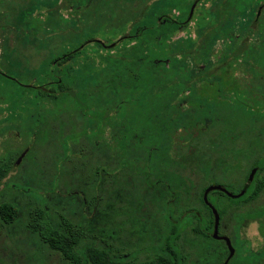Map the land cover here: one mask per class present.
<instances>
[{
	"label": "rangeland",
	"instance_id": "1",
	"mask_svg": "<svg viewBox=\"0 0 264 264\" xmlns=\"http://www.w3.org/2000/svg\"><path fill=\"white\" fill-rule=\"evenodd\" d=\"M231 1L205 0L200 5L201 12L195 15V11L189 24L174 37L178 41L191 38L195 42H180L179 46L177 41L174 45L178 44L175 51L177 55L185 52L194 56L197 54L198 63H193V58L183 59L180 56H177L179 61L176 63L163 62L161 75L165 74L164 80L153 88L152 99L133 101L132 97L147 95L148 90L128 94L110 88L112 82H119L115 76L118 70L116 62L126 56L127 50L123 47L127 42L125 36L139 25L154 22L156 15L162 12L177 16L176 11L188 9L189 0H0V157L18 156L20 153L21 156L25 153L21 162L13 167L0 184V205L10 202L21 212L13 224L0 227V264H70L58 252L42 244L39 237L28 229V215L38 205L45 206L54 221H58V214H61L88 228L91 232H88L89 236H95L96 240L88 239L86 243L101 248V241L104 240L122 253H133L134 256L126 258L127 262H143L154 257L155 251L151 248L161 244V229L168 220L179 219L186 211L202 207L200 198L203 186L221 182L230 184V191H239L250 173L252 163L264 157V64L250 66L249 63H241L233 71L228 68L233 73L232 79L237 80L239 89L242 90L234 91L229 96L226 87L229 75L225 77L226 83L219 82L214 74L221 67L215 61L223 51L221 35L224 26L227 31L226 39L230 43L234 35L241 37L249 25H252L256 30L249 46L256 44L255 48L264 49V8L258 20L256 14L258 16L260 10L256 9L258 12L255 15V7L252 11H239L235 6L231 7ZM225 7L230 10V15L224 17ZM218 12L221 17L218 30L211 32L209 27L203 26L199 35L197 23L200 17L216 15ZM231 24L237 25L234 28ZM200 39H209L210 42L206 47L212 49L210 61L213 65H209L211 74L205 70L207 67L202 62L201 47V50L198 49L202 44L196 43ZM96 41L109 45L117 41L119 43L117 46L115 44L113 50H106L100 48ZM245 49L246 46L242 45L235 54ZM76 50H81L82 56L73 58L72 62L75 63L70 62L69 65L73 67L72 74L76 77V86L72 91L75 95L69 96L66 103L57 101L55 104L40 100L37 97L38 90L30 86L39 87L51 79L48 72L53 57ZM261 53L264 54L262 51ZM107 56L110 59H105ZM178 69L182 75H187L190 70H203L201 74L197 72L196 77L192 74L195 78L185 85V81L179 80L172 73ZM200 79L206 83H197ZM196 83L200 84V90H195ZM162 85L164 88L160 89ZM186 86V95H191L201 105H206L207 101L206 108L211 112H216V107L220 104L224 105L220 111L222 112L229 105L237 106L240 102V109L245 114L252 115L245 129L249 130L253 122L254 133L239 136L234 144L245 156L239 167L229 171L221 168L212 170L208 176L201 170H181L190 188L188 193L181 194L176 201L167 198L171 204V212L160 208L158 203H153L156 205L152 210L156 213L148 212L142 219V225L147 230L142 227L139 229V223H127L130 219L137 218L134 211L129 210L133 214L131 216L125 211L120 215L119 208L129 209V199L111 195L114 184L118 183L115 173L112 175V187L107 185L99 195L97 210H88L85 213L86 195L83 193L82 183L86 178L83 169L91 161L90 158L94 165L108 164L110 168H115L118 164L115 158H110L104 152L92 154L94 143L91 138L97 139L99 150L106 149L103 146L106 144L97 134V130L110 121L121 124L129 112L130 130L139 131L147 122L149 111L158 102H154V98L168 101ZM245 101L249 105L258 101L260 106H256L253 113ZM134 105L139 108L135 110ZM90 120L93 127L88 123ZM115 132L119 134L117 129ZM103 136L110 137L108 125ZM116 139L115 134L112 144L114 152L118 150ZM84 155L87 157L82 160ZM213 157L220 156L214 154ZM215 163L216 161L213 162ZM208 198L218 210L225 208L226 214L221 224L222 234L232 238L238 234L241 239L251 241L254 250L264 246L257 219H243L238 222L240 213L264 207V192L257 200L244 206L230 205V201L216 191L211 192ZM109 205H113V208L107 210ZM15 235L18 238L13 242L11 238ZM179 245L184 252L196 250V242L190 230L184 233ZM216 247L222 249L223 244L217 243ZM261 264H264V260Z\"/></svg>",
	"mask_w": 264,
	"mask_h": 264
},
{
	"label": "trees",
	"instance_id": "2",
	"mask_svg": "<svg viewBox=\"0 0 264 264\" xmlns=\"http://www.w3.org/2000/svg\"><path fill=\"white\" fill-rule=\"evenodd\" d=\"M196 1L189 0L188 9L176 11L178 12L177 16L162 12L156 15L154 22L148 25H139L134 31L125 36L127 42L123 47L127 50L126 56L116 62L118 64V70L115 76L119 79V82L117 84L112 82L110 86L112 90L127 92L128 94H136L148 90L147 95L132 97V100L146 98L151 100V95L154 94L153 88L162 84V80H164L163 76L165 74L163 73L161 75L163 62H169V64L176 63V61H179V59L177 60V56H180L183 59L188 57L190 59L193 58V63H198L199 59L196 57L197 54L194 56L185 52L177 55V52H175L178 44L179 46L181 45L180 42L183 44L192 42L191 38L180 41L174 40V37L189 24L187 19L190 9ZM204 1L200 0L196 4L194 10V12L196 11L195 15L201 12L200 5ZM260 2H263V0H232L231 7L235 6L239 11H252L255 7V15L256 6ZM227 8L225 7L224 17L228 14L230 15V10ZM220 18V12L211 16L202 15L197 23V28H199L198 34L203 26L209 27L211 32L218 30V27H220ZM236 25L231 24V27L233 26L235 28ZM260 26L261 24L259 22L258 28ZM225 27L223 28V35H221L223 51L215 61L221 68L218 73L213 74L217 76V80L221 83L225 82L226 75L230 76H228L226 85L230 96L234 91L241 90L239 89L237 80L235 79L234 81L232 79V71L234 68L241 63H249L250 66L252 64H264V54L261 53V51L264 52V49L255 48L256 44L249 46L250 39L256 30L252 25H249L248 30L244 33V35L249 37L245 38L242 35L241 37L244 38H241L234 35L230 43L228 38L226 39L227 31ZM196 36L199 37L198 35ZM119 41L111 45L100 41H96V43L100 48L113 50ZM177 41L178 44L174 45ZM194 43L192 42V44ZM196 43L202 44L198 49H202L200 51L203 53L202 62H205L204 65L207 67L205 70L211 74L209 72V65H213L210 61L212 49L206 47V44L210 43L209 39H206V41H201L200 39ZM226 43L230 45L228 46ZM126 45H129V47ZM242 45H245L246 49L239 54H235L237 49ZM80 56H82V51L76 50L63 53L51 59L49 63L51 69L48 72L52 76L51 79L39 87L30 86L32 89L38 90L37 97L40 100L55 104L57 101L59 103H66L69 100V96L75 95L72 94V91L76 86V77L72 74L73 67H69V65L75 63L72 62L73 58ZM88 58L86 55L87 60ZM105 59L110 58L107 56ZM228 68L232 71H229ZM202 70H190V73L187 75H182L179 69L172 71V73L177 75V77H174L185 81L186 85L192 78L196 77L197 72L201 74ZM192 74L195 77H192ZM202 82L206 83L202 79L197 81V83L201 84ZM197 83L194 85L196 91L200 90V84ZM163 88L162 85L160 89ZM186 88L187 86L184 89L185 91H179L177 94L172 95L168 101L154 98V102H158L155 108L149 111L147 122L139 131L130 130V122L128 120L130 106H128L129 109L127 110L128 115H125L121 124L118 125V123H115V125L110 121L102 129L99 128L97 134L105 142L106 145H103L106 148L105 150H99L96 138H93V140L89 138L95 147L92 149V154L104 152L110 158H115L118 164L115 168H110L108 164L94 165L90 158L91 161L83 169L86 178L82 183L83 193L86 195L84 202L85 213L88 210L92 212L97 210L100 200L99 195L103 193L102 190L107 185L112 187V175L115 173L118 178V183L116 182L113 186L116 188L115 190L114 188L112 191L109 189V193L111 191V195L113 196L115 194L117 196L116 198L125 197L129 199L127 202L129 209L121 210L119 208L120 215L122 216L124 211L130 216L137 214V218H132L127 223L134 225L139 223L141 225L139 229L142 227L144 230H147L142 225L144 224L142 219L148 212L152 214L156 213L152 210L155 207L154 205L158 203L160 208L168 209L171 212V204L167 198L169 197L173 201H176L181 194L188 193L190 188L187 185L186 179L182 176L181 170L190 168L192 170H201L208 176L211 175L212 170L221 168L224 171H229L239 167V163L245 156H243L241 149H237L234 144L239 136L246 133H254L255 126H253V122L249 130L245 129V125L250 122V116L252 115L245 114L240 109L242 107V103L240 102H238L237 106L229 105L222 112L220 111L224 105L220 104L216 107V112H211L206 108L208 106L207 101L206 105H201L191 95H186ZM243 92L247 93L246 90H243ZM88 96L87 99H90ZM257 102L254 101L253 104L249 105L250 103L245 101V104H248L251 107V112L254 113L253 109L259 105ZM88 103L90 105V101ZM134 108L136 110L139 107L138 105H134ZM88 123H91L93 127L91 120ZM107 125L110 128V137L103 138L104 129ZM115 129L119 131V134L115 132ZM115 134L118 150L114 152L112 151V144L115 141ZM67 151H69V145L67 146ZM214 154H219L220 157L215 158L213 157ZM18 156L0 157V184H2L3 179L7 177L8 173L15 166V161ZM86 157V155L84 157L82 156V160ZM261 159H264V157ZM261 159L256 160L250 167V172L253 169H257V172L253 182L243 196L238 199H233L223 192L216 191V193L227 198L230 201V205L244 206L249 202L257 200L264 192V160L262 161ZM214 161H216L215 164H213ZM249 175L246 177L245 183L240 187L238 192L230 191V187L232 186L221 182L203 186L200 198L202 207L186 211L176 221L172 219L168 220L166 226L161 229L163 232L162 243L157 249V254L153 258L143 262L134 260L127 262L126 257L128 254L114 249L104 240L101 241L103 245L101 248L94 244L86 243L88 239L96 240L95 236H89L88 232L90 230L88 228L72 222L61 214H58V221H54V217L43 205L36 206L29 213L27 227L30 232L39 237L42 244L58 252L70 264H222L224 255L222 254V249L216 247L219 241L212 238L213 216L210 208L204 202L203 194L205 189L210 185H221L231 193L238 194L244 189ZM153 203L156 204L153 205ZM108 208H113V205L112 207L109 205L107 210ZM2 210L8 213L13 210V207L6 204L2 206ZM129 210L134 211V213L131 214ZM204 212L206 213L204 214ZM218 212L221 219H224V215L226 214L225 208H220ZM7 213L4 214V218L10 222L9 220L12 217ZM243 219H257L259 221L261 235L264 237V207L260 210L240 213L238 215V222L243 221ZM187 230H190L193 240L196 242V250L192 252H184L179 245ZM234 246L235 254L231 259L226 260L229 264H255L254 261L256 259L264 257V253L257 255L252 252L245 243L241 242L238 234L234 240ZM131 255L134 256V254Z\"/></svg>",
	"mask_w": 264,
	"mask_h": 264
},
{
	"label": "flooded vegetation",
	"instance_id": "3",
	"mask_svg": "<svg viewBox=\"0 0 264 264\" xmlns=\"http://www.w3.org/2000/svg\"><path fill=\"white\" fill-rule=\"evenodd\" d=\"M264 1H263V3L262 2H260V5L257 7V9L258 10H260V12L258 13V16H257V14H256V18L258 19L259 17H260V14H262V9L264 8ZM256 12H258L257 10H256ZM255 12V13H256ZM255 18V19H256ZM259 20V19H258ZM21 154V153H20ZM20 154H19V156L17 157V159H16V161L18 160V158L20 157ZM25 154V153H24ZM24 157V156H23ZM16 161H15V163H16ZM16 166V165H15ZM1 192V191H0ZM0 194H2V193H0ZM7 203H5V204H1L0 205V227H2L3 225H10V224H13V222H15V220H17L18 219V217L21 215V212H19L17 209H16V207L14 206V205H12L10 202L7 204V205H9V206H11V207H13V210L12 211H10V212H5V211H3L2 210V206H4V205H6ZM208 206V205H207ZM209 207V206H208ZM15 208V209H14ZM211 210V209H210ZM212 212V211H211ZM5 213H7V214H10V216L12 217V219H10L9 221L10 222H8V221H6V219L4 218V214ZM172 215H170V217H171ZM212 216H213V214H212ZM173 220V219H172ZM176 220H178V218L177 219H174L173 221H176ZM224 219H221V216H220V223H219V235L221 236V237H228L229 239H230V241H231V243H232V245H233V247L235 248V246H234V240H235V238H236V236H234V238H232V237H230V236H228V235H224V234H222V232H221V224H222V221H223ZM213 221H214V216H213ZM151 229V228H150ZM150 229H149V231H150ZM213 230H214V223H213ZM259 233L261 234V230H260V226H259ZM212 234H213V231H212ZM262 236V235H261ZM17 235H15L14 237H12L11 238V240L13 239V242H15V240H17ZM213 238V237H212ZM240 238V237H239ZM262 238L264 239V237L262 236ZM240 240H241V242H243V243H245L246 244V246L252 251V252H254V253H256L257 255H261V254H263L264 253V246L261 248V249H257V250H254L253 249V245H252V243H251V241H249V240H243V239H241L240 238ZM216 241H219V243H221V244H223V248H222V254L224 255L223 256V260H222V264H224L225 262H226V260L228 259V257H229V255H230V251H229V248H228V246H227V243L224 241V240H216ZM162 243V242H161ZM160 247V245L159 246H153L151 249L152 250H154L155 251V254H154V256L157 254V249ZM126 254H128L127 255V257H129L130 255H129V253H126ZM133 254V253H132ZM126 257V258H127ZM264 260V257H260V258H258V259H256L255 261H254V263L255 264H261L262 263V261ZM229 264V263H228Z\"/></svg>",
	"mask_w": 264,
	"mask_h": 264
},
{
	"label": "water",
	"instance_id": "4",
	"mask_svg": "<svg viewBox=\"0 0 264 264\" xmlns=\"http://www.w3.org/2000/svg\"><path fill=\"white\" fill-rule=\"evenodd\" d=\"M198 1H200V0H197L192 5V7L190 9V13H189L188 19H187V22H190L191 21V19L193 17V14H194V10H195L196 4L198 3ZM24 155L25 154H22L18 158V160L15 163L16 166L21 162V160H22V158H23ZM256 172H257V169H253L250 172L248 181L246 182L244 189L240 193H238V194L231 193L230 191H228L225 187H223L221 185H210V186H208L205 189L204 194H203L204 202L209 206V208L211 209L212 214L214 216V230H213L212 237H213L214 240H224L227 243V246H228L229 251H230V255H229L228 259H231L233 257V255L235 254V249L232 246V243H231V241H230V239L228 237H221L219 235L220 214H219L218 210L216 209V207L209 201L208 196H209V194L211 192L220 191V192H223L224 194H226L230 198L238 199V198H240L241 196H243L245 194L247 188L253 182V179H254V176H255ZM227 263H228V261L225 264H227Z\"/></svg>",
	"mask_w": 264,
	"mask_h": 264
}]
</instances>
